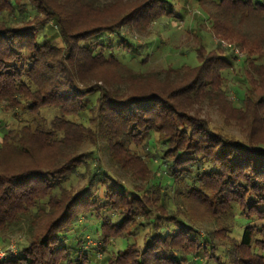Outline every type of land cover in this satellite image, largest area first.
Listing matches in <instances>:
<instances>
[{"label":"trees","instance_id":"16d2710c","mask_svg":"<svg viewBox=\"0 0 264 264\" xmlns=\"http://www.w3.org/2000/svg\"><path fill=\"white\" fill-rule=\"evenodd\" d=\"M152 42L195 64L134 70ZM0 124V264H264V0H0Z\"/></svg>","mask_w":264,"mask_h":264},{"label":"rangeland","instance_id":"374dc122","mask_svg":"<svg viewBox=\"0 0 264 264\" xmlns=\"http://www.w3.org/2000/svg\"><path fill=\"white\" fill-rule=\"evenodd\" d=\"M19 3L24 2V0H18ZM194 8V5L192 6ZM190 9V7H189ZM191 13L188 12L186 15H184V18L182 19V21L178 24V27H185V24L188 23L189 18ZM173 25L175 26V23H173ZM177 26L175 28H178ZM203 33H205V41L206 43L209 45V47H212V41L210 42V40L208 39V34L206 33V29H204ZM48 35H50V32L48 30ZM135 39V43H137L138 45H144L145 42V35H141L139 36V34L137 33H133V36H131ZM53 43L56 45H60V41L57 39V37L55 36V38H53ZM171 43L169 44V47L174 44L175 42V36H171ZM179 39V38H177ZM178 42V40H176V43ZM149 43L146 46H150V54L149 57L147 59V62L142 65V66H138L137 64H133V62H130V64L133 66V69H140V71L142 72H159L162 69L167 68L168 66V62H170L172 65L176 66L178 64H180L181 62H188L190 64H195L194 60L191 57H188L187 55H183V56H179L177 51L171 53L168 50V46L167 47H162L160 50H157V44H153ZM223 47L226 46L225 42H222ZM228 48V47H226ZM229 49V48H228ZM231 51H234L235 55H237V59L234 62V68L231 69V71H229L226 74V80H225V86L223 87L224 91L227 93V101H235L236 100V96L237 93H239V95H242L244 93V90L247 86V81L245 80L243 73H242V68H241V62L242 59L240 57V51L237 47L233 48L230 47ZM228 53H230L229 51H227ZM172 54V55H171ZM169 59V60H168ZM159 79H163V72H159ZM193 113L195 115H197L200 118L206 119L210 126L213 128V130L218 131V132H224V133H228V134H233L236 136H240L239 130L237 128V126L233 125V122H229V123H225L224 122V116L222 114H220V112L217 109V105L215 104H210L208 102H201L200 104H196L194 105V109H193ZM43 113L46 115V117H50L51 116V112L48 111H43ZM7 125L11 124L10 121L6 122ZM6 126L3 124H0V141L2 138V134L4 133V131L6 130ZM99 154H100V159L102 162V165L104 167H106L108 170H110L112 173H115L120 179H122V181L126 184L129 185L130 187L132 186H137L139 185V181L133 179L131 176L122 173L120 171H118L112 164L108 152L105 148V145L102 143L101 139H99ZM91 147L90 144H88V142H84L81 145L80 150H87ZM196 214L198 215L200 213V209H196ZM245 222H243L242 220L240 222H237V226L235 228V230L233 231L232 235L236 238H238L240 236V233L242 231L241 228H239V226L243 225ZM206 227H208V225H206ZM89 231V228H83L80 234V237H82L83 234H87ZM86 239V245L89 246H94L96 245V240L91 239L88 235H86V237H84ZM16 246H17V239L16 236L14 235V237H12L10 239V242L8 243V248L9 250H11V252L16 253ZM4 253L5 254V250H2V248L0 247V253ZM200 261V260H198ZM91 264H103V259L101 255H97L95 257H92V263Z\"/></svg>","mask_w":264,"mask_h":264},{"label":"built area","instance_id":"2783aa9c","mask_svg":"<svg viewBox=\"0 0 264 264\" xmlns=\"http://www.w3.org/2000/svg\"><path fill=\"white\" fill-rule=\"evenodd\" d=\"M3 256H4V253L1 252V253H0V258H2Z\"/></svg>","mask_w":264,"mask_h":264}]
</instances>
